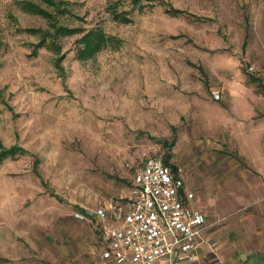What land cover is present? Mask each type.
<instances>
[{
	"label": "rangeland",
	"instance_id": "rangeland-1",
	"mask_svg": "<svg viewBox=\"0 0 264 264\" xmlns=\"http://www.w3.org/2000/svg\"><path fill=\"white\" fill-rule=\"evenodd\" d=\"M23 1L0 0V139L26 148L0 163V264H111L75 212L168 153L230 258L264 264V0Z\"/></svg>",
	"mask_w": 264,
	"mask_h": 264
},
{
	"label": "built area",
	"instance_id": "built-area-1",
	"mask_svg": "<svg viewBox=\"0 0 264 264\" xmlns=\"http://www.w3.org/2000/svg\"><path fill=\"white\" fill-rule=\"evenodd\" d=\"M183 172L163 155L147 156L135 165L124 200L75 212L96 222L107 262L204 264L202 246L215 249L218 240L210 234L207 214L194 204Z\"/></svg>",
	"mask_w": 264,
	"mask_h": 264
},
{
	"label": "trees",
	"instance_id": "trees-1",
	"mask_svg": "<svg viewBox=\"0 0 264 264\" xmlns=\"http://www.w3.org/2000/svg\"><path fill=\"white\" fill-rule=\"evenodd\" d=\"M48 3L55 2L54 0H45ZM134 2H139L140 0H132ZM150 6L156 5L157 3H164L165 10L171 14L178 15L184 12L183 8L176 7L172 3L166 1V0H150L148 1ZM23 6L29 10H34L37 11L38 13H43V14H50L45 8H43L40 4L35 3L30 0H24L23 1ZM110 10L113 12V16L115 18L123 19V20H130L131 18L127 15L124 14L123 10L118 11L116 5L112 4L110 5ZM30 29V28H28ZM59 29H64L66 33H71L75 31L76 29L74 27H66L61 25ZM33 30V29H31ZM83 42L84 45L80 47V56H87L91 55L94 53L97 49H99L101 46L107 43V35L103 33L101 29H90L84 36H83ZM39 45H42V42L38 43ZM60 66V65H59ZM251 78L255 81L258 82V84L262 87H264V83L262 81L261 77L251 75ZM164 143H167V141H164ZM26 151V148H24L22 145L19 143L15 142L11 145H6L1 139H0V163L7 157L11 155L17 154L19 151ZM166 161H169V153L165 155ZM61 198V197H60ZM80 209H83L79 207Z\"/></svg>",
	"mask_w": 264,
	"mask_h": 264
},
{
	"label": "crops",
	"instance_id": "crops-1",
	"mask_svg": "<svg viewBox=\"0 0 264 264\" xmlns=\"http://www.w3.org/2000/svg\"><path fill=\"white\" fill-rule=\"evenodd\" d=\"M214 238L216 239V237ZM223 246H224L223 244L221 246L218 244V246L215 249H213L209 245H203L201 248V251H202L201 258L203 259L204 264H221V263L223 264H248L249 261L251 262V260L250 259L247 260L246 257L244 258V261H242V263H238L234 261L232 258H230L226 249ZM228 250L231 251L232 249L229 248ZM252 264H257V263L252 262Z\"/></svg>",
	"mask_w": 264,
	"mask_h": 264
}]
</instances>
